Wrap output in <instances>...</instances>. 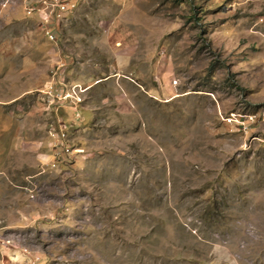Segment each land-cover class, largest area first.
I'll return each mask as SVG.
<instances>
[{
    "label": "rangeland",
    "instance_id": "1",
    "mask_svg": "<svg viewBox=\"0 0 264 264\" xmlns=\"http://www.w3.org/2000/svg\"><path fill=\"white\" fill-rule=\"evenodd\" d=\"M30 1L0 0V264H264V0H72L53 39Z\"/></svg>",
    "mask_w": 264,
    "mask_h": 264
},
{
    "label": "built area",
    "instance_id": "2",
    "mask_svg": "<svg viewBox=\"0 0 264 264\" xmlns=\"http://www.w3.org/2000/svg\"><path fill=\"white\" fill-rule=\"evenodd\" d=\"M28 4L27 13L36 16L48 39L54 38L56 31H60L61 23L68 21V14L76 7L72 0H31Z\"/></svg>",
    "mask_w": 264,
    "mask_h": 264
},
{
    "label": "clouds",
    "instance_id": "3",
    "mask_svg": "<svg viewBox=\"0 0 264 264\" xmlns=\"http://www.w3.org/2000/svg\"><path fill=\"white\" fill-rule=\"evenodd\" d=\"M78 115L77 116H79V113H77Z\"/></svg>",
    "mask_w": 264,
    "mask_h": 264
}]
</instances>
